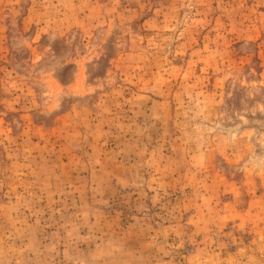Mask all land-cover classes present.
<instances>
[{"label": "rangeland", "instance_id": "1", "mask_svg": "<svg viewBox=\"0 0 264 264\" xmlns=\"http://www.w3.org/2000/svg\"><path fill=\"white\" fill-rule=\"evenodd\" d=\"M0 264H264V0H0Z\"/></svg>", "mask_w": 264, "mask_h": 264}]
</instances>
